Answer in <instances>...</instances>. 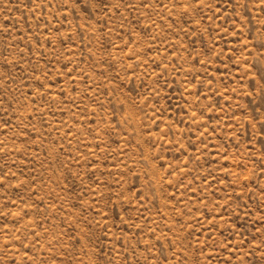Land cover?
Listing matches in <instances>:
<instances>
[{
  "label": "rangeland",
  "instance_id": "1",
  "mask_svg": "<svg viewBox=\"0 0 264 264\" xmlns=\"http://www.w3.org/2000/svg\"><path fill=\"white\" fill-rule=\"evenodd\" d=\"M0 264H264V0H0Z\"/></svg>",
  "mask_w": 264,
  "mask_h": 264
}]
</instances>
